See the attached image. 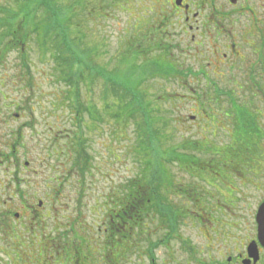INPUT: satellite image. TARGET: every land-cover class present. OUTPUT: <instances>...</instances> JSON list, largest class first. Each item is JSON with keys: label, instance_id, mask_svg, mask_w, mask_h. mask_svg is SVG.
<instances>
[{"label": "rangeland", "instance_id": "374dc122", "mask_svg": "<svg viewBox=\"0 0 264 264\" xmlns=\"http://www.w3.org/2000/svg\"><path fill=\"white\" fill-rule=\"evenodd\" d=\"M21 6L39 21L44 42L40 48L35 33L21 34L26 39L17 47L23 51L7 52L3 47L9 46L10 38L0 37V264H74L69 260L73 255L86 256L85 264H148L143 249L153 240L163 241L153 249L157 264H201V217H206L202 211L214 201L205 191L210 197L235 187L240 194L236 205L244 217L261 195L255 179L247 183V178H238L241 173L221 175L227 157L235 153V167L237 158L242 159L240 144L227 143L223 129L213 138L214 125L195 113L196 96L184 94L181 87L193 82L185 76L173 78L168 71L173 66L170 52L150 46L142 37V13L113 11L122 8L121 0H48L44 5L42 0H0V27L9 26L3 21ZM49 14L53 16L46 20ZM33 20L23 25V33L36 26ZM16 22L9 27L17 28ZM53 26L65 31L73 54L65 55L60 46L53 50L54 43L44 33ZM159 55L158 63L144 57L154 61ZM19 57L27 58V66ZM172 57L179 55L175 51ZM84 108L89 114L76 115ZM252 126L244 133H252ZM15 139L19 145L8 160ZM177 157L182 158L181 166L170 161ZM155 174L161 180L159 195L170 198L182 213L186 210L185 217L167 242L166 231L150 210L122 260L121 249L103 241L111 198L125 184L140 176L148 183ZM178 189H187L184 194L190 197ZM49 214L53 219L41 225L42 235L53 222L64 232L76 222V232H66L67 243L56 240L57 251L48 239L29 230L30 217ZM9 221L15 223L10 237Z\"/></svg>", "mask_w": 264, "mask_h": 264}, {"label": "flooded vegetation", "instance_id": "af4514ba", "mask_svg": "<svg viewBox=\"0 0 264 264\" xmlns=\"http://www.w3.org/2000/svg\"><path fill=\"white\" fill-rule=\"evenodd\" d=\"M225 1L227 4L220 0H121V12L113 11L143 14L142 37L150 46L170 52L173 78L185 76L193 82L181 87L184 94L200 96L195 113L204 123L214 125L213 138L223 129L227 143L240 144L242 159L237 158L235 167L231 163L235 153L227 157L221 175L241 173L240 180L247 178L248 183L255 179L261 192L250 215L244 217L236 205L240 194L235 187L210 197L205 191L214 201L202 211L206 217H201V264H264V230L259 239L256 221L264 202V104L259 106L254 101L264 102V0ZM20 38L23 42V35ZM175 51L178 58L172 57ZM144 57L158 63L160 55L154 61V57ZM194 119L190 116L191 121ZM251 124L252 133H244ZM220 195L222 200L217 199ZM121 202L125 212L128 201ZM185 212L180 215L185 217ZM14 226V222L7 223L9 237ZM108 228L113 230L112 225Z\"/></svg>", "mask_w": 264, "mask_h": 264}, {"label": "trees", "instance_id": "16d2710c", "mask_svg": "<svg viewBox=\"0 0 264 264\" xmlns=\"http://www.w3.org/2000/svg\"><path fill=\"white\" fill-rule=\"evenodd\" d=\"M42 1H43V5H44V3L47 2L48 0H42ZM40 6H41L40 4L37 5L35 12H37L39 10ZM21 8H23V6H21ZM17 12H20V13H17ZM17 12L16 13L12 12L10 14V17H8L7 20L3 21L4 23H7L9 26H11L12 21L17 20V22L15 23V24H17V28L13 29V28H10L9 26L1 23L0 37L2 38L3 36H8L11 40L16 41V42L14 41L13 43L10 41L9 46H7V44L4 45V47H3L4 51L8 52L12 48L19 49L17 47L18 43L23 44V42H24V41L21 42V40H20L21 34L29 35L28 33H30V32L35 33V37H34L35 41H36L37 45L40 47L41 42L42 41L44 42V38H42V39L40 38V32H39V27H38V24H40L39 21L37 19L33 20L34 17L32 16V14H28L27 7L23 8L22 10H18ZM45 12H46V10H45ZM51 16H53V14H49L46 17V20L48 17H51ZM31 19L33 20V23L36 24V26H34V28L31 29L30 31L27 30L28 32L23 33L22 32L23 25L27 21H30ZM44 33H46L49 37V40H51L54 43V45L51 43L54 51L57 48V46H60L63 48L62 53H65V55H67V53L73 54V50L70 48V45H68L69 44L68 40H67L68 36L66 35L65 31L57 30V29H55V26H53L49 30L45 31ZM23 39H26V37H24ZM19 51L22 52V49L20 48ZM62 53H59V54H62ZM20 59H21L20 60L21 64L24 65L23 67H25V65L27 66L25 58L20 57ZM64 60H66V59H64ZM64 60H62V61H64ZM59 65L62 67V65L60 63H59ZM71 65H72V63L69 64V66H71ZM169 70H171V68H169L168 71ZM171 75H172V73H171ZM95 76L98 78L97 74ZM76 98H77V96H76ZM195 98L197 100H200V96H196ZM16 108L19 109L18 106H16ZM85 111L89 114V111L86 108H84L83 111L81 109H77L76 115L80 116V114L82 112H85ZM15 115H17V117H18V113H14V116ZM15 140H16L15 144L10 146V148L8 150V156H7L8 160L11 159V157L15 156V148H16V146L19 145L18 139H15ZM77 148L79 149V146H77ZM78 149L75 151L76 155H80ZM179 155H182L183 157H185V155H187V156L192 155L193 156V154H191V153L187 154L185 152H183V153L180 152ZM170 161L177 163L179 166H181L180 164H182V158L180 159L177 157V158L171 159ZM158 177L159 176H156V174L152 175L151 177H149V182L147 183V182H144V179L146 177L140 176V179L134 180V181L130 182L128 185L125 184L120 190H118V195L115 196V198H113V197L111 198L112 203H111L110 209L108 210L109 216L107 219V225L108 226L112 225L113 230L108 228V226L106 228H104V236H103L104 240L103 241L105 242L107 247H110L111 245L114 246V244H115V247L117 249H119V250L121 249V252H119V257H120V259L122 258V260H123V256L128 254L130 252V250L132 249V245L134 244V241H135V236L139 234V231H141L140 229L142 227L141 226L142 216H147L148 212L150 210L153 213H155L158 224L162 228H164V230L166 231L165 241H167V242L170 241L173 234H175L174 229L179 224V220L182 217L179 213H181L182 211L178 207L174 206L171 203L170 198L159 195L158 190L161 188V180ZM180 190H181L183 196H185L187 198L190 197V196L184 194V191H182V189H178V191H180ZM191 192H193V191L191 190L190 194H191ZM18 194H19V197L21 198V200H24L25 195L20 194L19 191H18ZM123 199H127V201H128L127 202V208H125V212H123V204L121 202V200H123ZM15 214L16 213H13L14 216H15ZM50 219H53L51 214H49V216H44V217L43 216L42 217H35V216L30 217V220H29L30 229L29 230H30V232L31 231L32 232H35V231L38 232L40 238L48 239V241H50L49 242L50 246L54 249V251H57V250H59L58 249L59 243H56V240L62 241L63 244L67 243L68 242L67 239L69 238V235H70L69 233L70 232L71 233L76 232V231H74V228H72V226L74 225V223L76 224V222H73L71 224L69 223L70 227L65 232L61 231L60 228L56 229L55 228L56 222L55 223L53 222V225L51 224L50 229L47 230L48 233L42 235V232H43L42 230H44V229L41 227V225L43 223H47ZM56 232H57V236L55 234ZM66 232H69V233H66ZM65 240H67V241L64 242ZM159 242L162 243L163 241H161V240L150 241L149 245H148L149 247H147L146 249H143V257H144L145 261L147 260L146 258L149 259L148 264H157L156 259L154 258L153 249L156 246H159ZM124 247H126L125 251L122 250ZM75 251L77 252V249ZM106 251L108 252V257H109L111 250L107 249ZM104 256L105 257L104 258L102 257V259L107 258L106 255H104ZM119 257L117 258V260L119 259ZM69 260H70V262H72V260H73L74 264H78L79 260L81 261V264H85L87 258H86V256H83V255H81L78 258L75 257V255H73V257L70 258ZM109 264H112V263H109Z\"/></svg>", "mask_w": 264, "mask_h": 264}, {"label": "water", "instance_id": "95a60500", "mask_svg": "<svg viewBox=\"0 0 264 264\" xmlns=\"http://www.w3.org/2000/svg\"><path fill=\"white\" fill-rule=\"evenodd\" d=\"M15 116L17 117V115ZM38 205H41V201H39ZM15 217H18V214H15ZM256 221L258 225V238L261 239L264 230V202L259 206L257 210Z\"/></svg>", "mask_w": 264, "mask_h": 264}]
</instances>
